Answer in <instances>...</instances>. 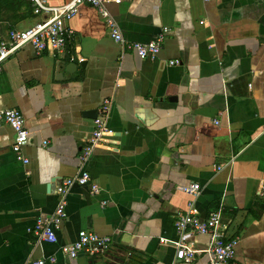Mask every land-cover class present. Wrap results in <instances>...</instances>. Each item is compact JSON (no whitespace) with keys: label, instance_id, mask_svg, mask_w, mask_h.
Listing matches in <instances>:
<instances>
[{"label":"crops","instance_id":"1","mask_svg":"<svg viewBox=\"0 0 264 264\" xmlns=\"http://www.w3.org/2000/svg\"><path fill=\"white\" fill-rule=\"evenodd\" d=\"M108 9L126 43L169 27L158 59L125 49L84 3L67 22L66 54L27 44L0 72V108L19 109L30 131L24 163L14 131L0 127V264L51 255L46 264H209L207 235L192 240V261L176 257L175 221L193 198L181 187L195 182L201 214L220 209L237 239V264H264V0H122ZM47 16L30 0H0L5 39ZM105 98L112 132L87 165L101 190L74 185L58 241H39L28 228L54 212L57 186L76 174L92 132L95 118L84 113ZM83 229L111 236V250L64 255Z\"/></svg>","mask_w":264,"mask_h":264},{"label":"built area","instance_id":"2","mask_svg":"<svg viewBox=\"0 0 264 264\" xmlns=\"http://www.w3.org/2000/svg\"><path fill=\"white\" fill-rule=\"evenodd\" d=\"M35 14H47V18L37 22L34 26L20 30L11 29L9 38L5 39L0 31V72L4 63L11 55L23 46L30 44L40 54L44 51H52L55 54L68 52V41L74 34V29L67 25L79 12L82 4L88 3L95 7L105 18L106 25L112 38L124 45L125 49H131L142 59L156 60L162 50L169 27H165L161 34L149 42L126 43L120 25L108 9V4H120L122 0H70L61 5L50 4L47 0H30ZM80 61L84 59L79 57ZM170 65L180 64L179 59H171ZM113 106L112 98H105L102 102L97 117L94 119L93 128L89 139L86 141L79 156L80 166L75 175L64 178L57 186V204L50 215L39 217L35 224L28 228L39 241L56 243L58 230L67 218V196L74 185L90 186L91 193L100 192V185L93 180L87 168L97 147L101 145L106 135L112 132L109 127V115ZM7 125L14 131V143L12 150L18 160L28 163L29 159L24 155L23 149L28 143L30 131L26 125L24 114L15 108H0V127ZM47 142H45L46 144ZM183 191L192 196L188 208L175 221L177 232L176 257L185 261L195 258L196 250L192 246V240L197 235H207L210 238L208 251L210 253L209 264H237L236 246L237 239L226 236V226L222 224L220 209L211 211L203 216L197 204V197L201 192V184L195 182L181 187ZM106 203V201L104 202ZM113 239L109 235H100L91 230H80L75 241L63 244L60 251L71 258H75L80 252L89 256H98L111 250ZM55 255L34 260L31 264H46L56 262Z\"/></svg>","mask_w":264,"mask_h":264},{"label":"water","instance_id":"3","mask_svg":"<svg viewBox=\"0 0 264 264\" xmlns=\"http://www.w3.org/2000/svg\"><path fill=\"white\" fill-rule=\"evenodd\" d=\"M77 65L75 63H70L68 65V70H70L72 67H76ZM84 114H86L87 116H90V117H94L96 118L97 115H98V110H88L86 111Z\"/></svg>","mask_w":264,"mask_h":264}]
</instances>
